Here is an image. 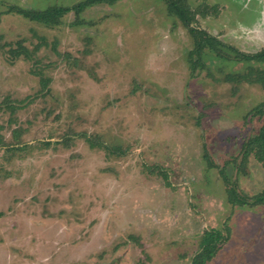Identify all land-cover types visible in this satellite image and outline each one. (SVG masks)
Here are the masks:
<instances>
[{"label":"rangeland","instance_id":"1","mask_svg":"<svg viewBox=\"0 0 264 264\" xmlns=\"http://www.w3.org/2000/svg\"><path fill=\"white\" fill-rule=\"evenodd\" d=\"M84 1L0 0V264H193L210 232L206 264H264V206L228 201L264 192V88L234 59L264 50V0H178L188 27L164 0L16 13Z\"/></svg>","mask_w":264,"mask_h":264},{"label":"trees","instance_id":"2","mask_svg":"<svg viewBox=\"0 0 264 264\" xmlns=\"http://www.w3.org/2000/svg\"><path fill=\"white\" fill-rule=\"evenodd\" d=\"M119 0H87L70 7H51L45 9L44 11H22L18 10L16 13L30 22L38 23L44 26H56L59 24L60 19L64 16L72 13L78 17L84 10L88 7L98 4V3H108L109 5L114 4ZM167 2L168 11L171 15L177 17L184 26L188 27L190 21L194 20V14H188L186 7L183 3L178 0H164ZM193 37L196 40V52L201 55L206 47L210 50H216V45L212 37L207 36L202 32H195V30H190ZM234 59L237 62H245L251 65H255L254 70L248 75L251 78L253 84H258L264 88V50L259 51L254 54H244L241 52L234 53ZM247 77H239L240 81L245 80ZM9 109V108H8ZM2 108L0 107V111ZM11 114L15 110H9ZM255 115L264 117V101L259 104L254 110ZM255 156L258 162H260L264 169V120L259 129V132L253 138H250L244 144V158L250 154ZM228 201L233 206L242 207H255L262 205L264 206V192L254 197L252 203H249L244 198H240L233 193V191H228ZM222 236L219 232L207 233L202 241L203 250L202 253L197 256L193 264H206L211 261L216 253L220 249L222 241ZM220 244V245H218Z\"/></svg>","mask_w":264,"mask_h":264}]
</instances>
